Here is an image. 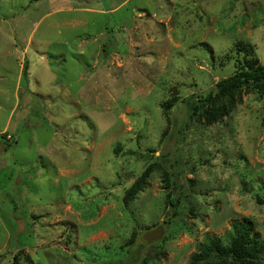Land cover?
Returning <instances> with one entry per match:
<instances>
[{"label":"rangeland","instance_id":"rangeland-1","mask_svg":"<svg viewBox=\"0 0 264 264\" xmlns=\"http://www.w3.org/2000/svg\"><path fill=\"white\" fill-rule=\"evenodd\" d=\"M236 57L264 66V0H0V264H188L243 219L264 241Z\"/></svg>","mask_w":264,"mask_h":264},{"label":"trees","instance_id":"trees-1","mask_svg":"<svg viewBox=\"0 0 264 264\" xmlns=\"http://www.w3.org/2000/svg\"><path fill=\"white\" fill-rule=\"evenodd\" d=\"M250 48L251 55L254 56V51L252 47ZM244 50H246L245 47ZM252 59V63H257V58L253 57ZM217 87L219 94L225 99L240 95L245 88H254L263 94L264 66L253 67L248 62L243 61L241 57H236L234 74L221 79ZM239 100L241 101V98ZM212 101V94L192 99L193 105L190 118L200 115L202 112L206 113L204 110L207 104L209 105ZM220 108L221 110L216 111L215 109L214 112L207 113L208 116L210 115L211 120L220 119L227 112V108ZM9 141L8 146L10 147L14 142ZM141 177L136 186L129 191L127 198L131 196V193H137V185L145 180L144 175ZM171 203L174 205L172 201ZM167 223H170V221ZM254 226L255 223L252 220H237L225 236H207L199 245L198 250L191 256L188 264H261L260 259L264 252V241ZM33 261L37 264L34 259Z\"/></svg>","mask_w":264,"mask_h":264},{"label":"water","instance_id":"water-1","mask_svg":"<svg viewBox=\"0 0 264 264\" xmlns=\"http://www.w3.org/2000/svg\"><path fill=\"white\" fill-rule=\"evenodd\" d=\"M32 257L34 260H37L36 255L34 253L32 254Z\"/></svg>","mask_w":264,"mask_h":264},{"label":"built area","instance_id":"built-area-1","mask_svg":"<svg viewBox=\"0 0 264 264\" xmlns=\"http://www.w3.org/2000/svg\"><path fill=\"white\" fill-rule=\"evenodd\" d=\"M10 137V136H9Z\"/></svg>","mask_w":264,"mask_h":264}]
</instances>
